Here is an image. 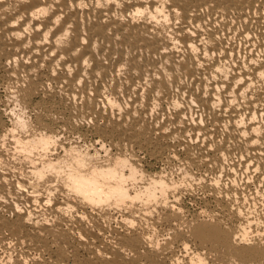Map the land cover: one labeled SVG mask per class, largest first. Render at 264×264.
<instances>
[{
  "label": "bare ground",
  "instance_id": "6f19581e",
  "mask_svg": "<svg viewBox=\"0 0 264 264\" xmlns=\"http://www.w3.org/2000/svg\"><path fill=\"white\" fill-rule=\"evenodd\" d=\"M261 71L264 0H0V264H264Z\"/></svg>",
  "mask_w": 264,
  "mask_h": 264
},
{
  "label": "rangeland",
  "instance_id": "374dc122",
  "mask_svg": "<svg viewBox=\"0 0 264 264\" xmlns=\"http://www.w3.org/2000/svg\"><path fill=\"white\" fill-rule=\"evenodd\" d=\"M149 164V162L147 163V168L149 169L150 168V165H148ZM160 167L159 166H156L154 169L155 170H158ZM196 195H197V197H201V195H200V193L199 192H197L196 193ZM184 203H185V205L187 206V208H189L190 210H194V209H196L197 208V204L196 203H194L193 201H191V200H189L188 198H184ZM190 202V203H189Z\"/></svg>",
  "mask_w": 264,
  "mask_h": 264
},
{
  "label": "snow or ice",
  "instance_id": "6c2138e0",
  "mask_svg": "<svg viewBox=\"0 0 264 264\" xmlns=\"http://www.w3.org/2000/svg\"><path fill=\"white\" fill-rule=\"evenodd\" d=\"M260 76H261L262 79H264V71L260 72ZM201 264H203V262H201Z\"/></svg>",
  "mask_w": 264,
  "mask_h": 264
}]
</instances>
